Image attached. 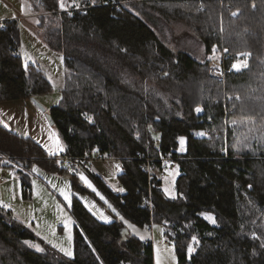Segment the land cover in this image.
<instances>
[{
	"label": "trees",
	"instance_id": "1",
	"mask_svg": "<svg viewBox=\"0 0 264 264\" xmlns=\"http://www.w3.org/2000/svg\"><path fill=\"white\" fill-rule=\"evenodd\" d=\"M26 1L46 45L63 55L65 84L48 113L62 154L83 157L96 150L118 159L122 173L117 180L124 192L114 193L91 175L97 189L136 227L162 225L177 264H264V0L163 5L82 0L69 11L61 10L60 0ZM134 5L194 31L204 59L170 50L133 12ZM215 45L251 54L249 69L228 74L224 88L207 68L206 57ZM19 47L18 20L6 21L0 28V102L33 100L52 90L39 70L23 64ZM150 91L168 94L173 114L158 113L161 103L152 101ZM223 92L233 100L229 107L237 110L228 115L227 148L223 134L199 136L220 127ZM199 105L205 110L201 116L195 112ZM208 118L213 125L206 123ZM180 138L186 142L183 153L178 152ZM159 152L178 160L171 198L156 174L163 170L160 165L152 163L148 175L137 159V154L156 157ZM0 154L17 159L8 167L15 169L25 199L33 166L59 175L68 172L55 162L57 156L1 126ZM70 182L73 192L90 193L76 175ZM144 197L150 198V209L144 207ZM71 214L74 252L67 258L43 243L40 251L32 250L27 244L37 241L32 232L12 211L0 209V264H153L151 240L130 235L123 221L99 222L76 195Z\"/></svg>",
	"mask_w": 264,
	"mask_h": 264
},
{
	"label": "rangeland",
	"instance_id": "2",
	"mask_svg": "<svg viewBox=\"0 0 264 264\" xmlns=\"http://www.w3.org/2000/svg\"><path fill=\"white\" fill-rule=\"evenodd\" d=\"M82 0H63V11L71 8H79ZM92 1V0H91ZM129 5V4H128ZM133 12L138 15L146 24H148L155 32L157 37L172 51H185L196 60L204 59L203 45L197 38L194 31L177 22H168L164 20L156 11L143 5L131 6ZM11 14L19 23V43L20 54L25 66H32L39 70L51 83L52 90L45 96L39 97L38 101L33 105L43 117L48 132L52 134L59 143L56 128L50 125L48 121L49 110L56 106L61 99V91L65 84L66 71L63 66V55L60 52L48 48L42 36L35 28L36 17L31 13L30 4L26 0H0V18ZM3 22V21H0ZM246 54V55H245ZM222 60L225 59L224 67ZM251 54L248 51L231 52L224 45H215L211 48L209 55L206 57L207 68L211 78L221 83L225 87L226 76L230 73L236 74L247 71L250 67ZM246 64V66H244ZM236 65V67H234ZM145 93L147 94L146 90ZM149 97L152 101L161 105L158 108L160 114H173V107L168 104L169 95L150 91ZM227 93L223 92L224 100V118L220 123V127L205 131L199 134L204 138L218 137L222 135L227 148V131L232 125L228 119L229 114L237 112L232 105V99L228 98ZM230 103V104H229ZM43 109V110H42ZM199 109V111H197ZM204 108L199 105L195 108L197 116L204 113ZM212 121V118H208ZM206 120V121H208ZM240 120H242L240 118ZM245 120V119H244ZM209 122V121H208ZM183 140V143H181ZM61 147L63 145L60 142ZM185 139H179L178 152L185 151ZM226 152L223 151L224 154ZM157 174V172H156ZM0 175L3 176L5 182L0 186V203H4L15 220L20 221L27 227L37 241L27 243L28 246L35 251L41 249L40 243H43L61 255L67 258H73V227L75 221L71 214L72 197H76L83 204L84 208L94 216L99 222L109 224L115 220L123 221L130 235L138 236L142 239H150L153 247V264H177V257L172 243L168 242L164 237L163 226L160 224H152L150 232L146 229H140L135 225L124 220L99 192L91 175L80 171L76 175L81 186L90 193L77 194L71 188L70 176L72 173L59 175L45 172L33 166L30 171L31 188L29 197L23 198L20 181L15 174V169L10 167L0 168ZM179 175L177 165L174 169L162 170L158 173V177L162 182V190L164 194L171 198L175 195L174 183ZM83 176L88 183L81 179ZM91 185L89 187L88 185ZM109 187L115 193L124 192L120 184L109 183ZM65 195L68 199H65ZM105 217L107 219H105ZM210 223L212 220L208 219ZM132 225V227H129ZM70 251L71 256L65 255V251ZM193 251V248L191 246ZM189 252L188 254L192 253Z\"/></svg>",
	"mask_w": 264,
	"mask_h": 264
},
{
	"label": "crops",
	"instance_id": "3",
	"mask_svg": "<svg viewBox=\"0 0 264 264\" xmlns=\"http://www.w3.org/2000/svg\"><path fill=\"white\" fill-rule=\"evenodd\" d=\"M36 16L37 15H35V17ZM14 19L16 18L13 17L11 14H9L4 17H1L0 21L4 22ZM19 34H20V29H19ZM19 53H20V47H19ZM39 97L35 98V100L38 101ZM33 103H34L33 100H14V101L0 102V126L19 136L28 137L32 139L38 145H40L49 156L61 155L63 153V147H61L60 145L61 142L60 139H58L59 140L58 143L57 139L48 132L43 117L36 110ZM57 145H59V147ZM81 171H84L89 175L98 176L109 187V183H115V184L118 183L117 179L118 176L122 173V166L120 164V161L115 158H104L102 160L97 159L89 163L88 165L81 167ZM122 193L123 192H120L119 189V192H117L116 194H122Z\"/></svg>",
	"mask_w": 264,
	"mask_h": 264
},
{
	"label": "built area",
	"instance_id": "4",
	"mask_svg": "<svg viewBox=\"0 0 264 264\" xmlns=\"http://www.w3.org/2000/svg\"><path fill=\"white\" fill-rule=\"evenodd\" d=\"M168 1H175V0H129L126 2H123L122 4H128V3H156L157 5H163L164 3ZM219 2H222V0H219ZM6 24V21L0 22V28L4 27ZM221 65L224 67L225 59L222 60L221 58ZM209 121V122H208ZM206 121V123L212 124L211 120ZM104 158H114L109 156H103L98 151L94 150L83 157H72L67 154H61L58 155L55 158V162L61 167L64 168L74 175H78L81 171V167H84L88 165L89 163L95 161V160H102ZM116 159V158H115ZM137 159L141 161L142 167L144 171L150 175L152 170V163H157L160 165V167L164 170H170L173 169L177 165V158H175L173 155L169 153H162L159 152L158 156L151 157V156H142L137 154ZM118 160V159H117ZM17 162L16 158L0 154V168L2 167H8L10 165H14ZM5 182L3 176L0 175V186L3 185ZM143 204L144 207L147 209L151 208V201L149 197L143 198ZM0 209L3 210H9L8 207L4 203H0ZM147 231L150 232V228H147Z\"/></svg>",
	"mask_w": 264,
	"mask_h": 264
},
{
	"label": "snow or ice",
	"instance_id": "5",
	"mask_svg": "<svg viewBox=\"0 0 264 264\" xmlns=\"http://www.w3.org/2000/svg\"><path fill=\"white\" fill-rule=\"evenodd\" d=\"M61 8H64L63 0H62V2H61ZM245 55H246V54H245ZM244 66H246V64H245ZM234 67H236V65H234ZM197 111H199V109H197ZM201 135H202V133H201ZM181 143H183V140H181ZM57 146L59 147V145H57ZM81 179L84 180L86 184L88 183V181H87L83 176H81ZM88 186L91 187L90 184H89ZM65 199H66V200L68 199V196H67V195H65ZM206 218L212 220L213 223L215 222V221H214V218H212V217H210V216H209V217H206ZM105 219H107V218L105 217ZM129 227H132V225H129ZM38 250H41V249L38 248ZM62 251H65V255L71 256V252H70V251H66V250H63V249H62ZM191 251H192V249H191V247H190V248H189V252H191Z\"/></svg>",
	"mask_w": 264,
	"mask_h": 264
},
{
	"label": "water",
	"instance_id": "6",
	"mask_svg": "<svg viewBox=\"0 0 264 264\" xmlns=\"http://www.w3.org/2000/svg\"><path fill=\"white\" fill-rule=\"evenodd\" d=\"M33 101L36 102L35 99H33ZM47 118H48L50 125H53V121L51 120V117L49 116V114H48Z\"/></svg>",
	"mask_w": 264,
	"mask_h": 264
}]
</instances>
